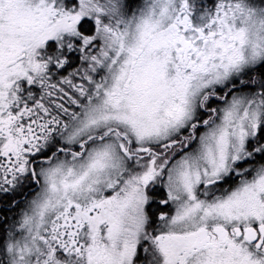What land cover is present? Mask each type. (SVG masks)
Listing matches in <instances>:
<instances>
[{
  "label": "snow or ice",
  "instance_id": "snow-or-ice-1",
  "mask_svg": "<svg viewBox=\"0 0 264 264\" xmlns=\"http://www.w3.org/2000/svg\"><path fill=\"white\" fill-rule=\"evenodd\" d=\"M0 264H264V0H0Z\"/></svg>",
  "mask_w": 264,
  "mask_h": 264
}]
</instances>
